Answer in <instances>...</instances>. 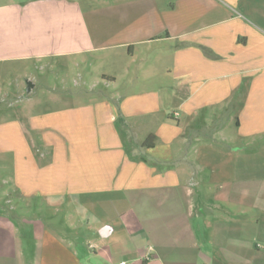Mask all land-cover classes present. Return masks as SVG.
Wrapping results in <instances>:
<instances>
[{
  "label": "crops",
  "instance_id": "0c3cea01",
  "mask_svg": "<svg viewBox=\"0 0 264 264\" xmlns=\"http://www.w3.org/2000/svg\"><path fill=\"white\" fill-rule=\"evenodd\" d=\"M92 53L113 94L0 122V148L100 239L37 224L26 257L0 214V264H264V0H0V61Z\"/></svg>",
  "mask_w": 264,
  "mask_h": 264
},
{
  "label": "rangeland",
  "instance_id": "374dc122",
  "mask_svg": "<svg viewBox=\"0 0 264 264\" xmlns=\"http://www.w3.org/2000/svg\"><path fill=\"white\" fill-rule=\"evenodd\" d=\"M85 57L79 66L58 55L0 61V122H6L7 127H12L14 120L24 118L28 120L40 112L66 106L72 103L71 98L87 101L91 98H100L104 92L113 94V86L103 88L97 85L99 81L97 83L95 81L101 68L96 54L92 53L91 56ZM90 58H93V62L92 67L88 69L87 63ZM82 78H85L86 83L82 84L84 81ZM27 80L34 85L29 92L26 91ZM117 89L123 92L125 87L119 85ZM25 129L26 137L30 139L38 136L40 142L39 135L32 133L29 127ZM15 134L11 132L7 137L18 139V135ZM14 163L13 152L0 148V214L5 217L4 223L15 227L19 234L18 238L22 240L26 257L30 254L28 238L33 226L37 224L44 225L48 230L59 229L69 235V238L76 242L75 246L79 252H82L83 248L86 249L89 241L95 242L100 239L97 230L102 223H93L88 228L83 227L77 203L71 201L67 206L49 205L41 197H24L15 193L11 181L14 176ZM101 199L107 201L113 197L103 194ZM101 207L109 209L110 203L102 201ZM101 218L105 220L104 222L110 220L103 212Z\"/></svg>",
  "mask_w": 264,
  "mask_h": 264
},
{
  "label": "water",
  "instance_id": "95a60500",
  "mask_svg": "<svg viewBox=\"0 0 264 264\" xmlns=\"http://www.w3.org/2000/svg\"><path fill=\"white\" fill-rule=\"evenodd\" d=\"M32 87H33V83L31 81L27 80L26 81V91L29 92Z\"/></svg>",
  "mask_w": 264,
  "mask_h": 264
},
{
  "label": "trees",
  "instance_id": "16d2710c",
  "mask_svg": "<svg viewBox=\"0 0 264 264\" xmlns=\"http://www.w3.org/2000/svg\"><path fill=\"white\" fill-rule=\"evenodd\" d=\"M152 138H153L152 135H150V136L145 140V144L151 146V144H152Z\"/></svg>",
  "mask_w": 264,
  "mask_h": 264
},
{
  "label": "built area",
  "instance_id": "2783aa9c",
  "mask_svg": "<svg viewBox=\"0 0 264 264\" xmlns=\"http://www.w3.org/2000/svg\"><path fill=\"white\" fill-rule=\"evenodd\" d=\"M173 116H174V117H176V116H177V113H176V112H174V113H173Z\"/></svg>",
  "mask_w": 264,
  "mask_h": 264
}]
</instances>
